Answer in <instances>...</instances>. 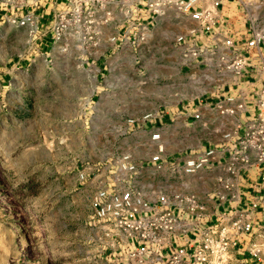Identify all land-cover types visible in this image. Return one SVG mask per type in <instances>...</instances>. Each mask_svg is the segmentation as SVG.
<instances>
[{"label":"rangeland","instance_id":"rangeland-1","mask_svg":"<svg viewBox=\"0 0 264 264\" xmlns=\"http://www.w3.org/2000/svg\"><path fill=\"white\" fill-rule=\"evenodd\" d=\"M42 1L22 0L27 6L17 9L19 1L0 0V264H111L92 216L94 176L123 152L139 163L153 152L148 132L126 128V118L170 112L198 94L173 43L182 28L158 19L139 42L114 16L101 35L119 39L82 47L72 33L54 39L44 28L9 21L11 12L40 13ZM53 15L41 20L43 27ZM99 63L105 69L96 72ZM191 125L188 136L180 125L176 136L163 133L167 154L206 142L209 128ZM83 169L86 181L79 179ZM137 180L149 191H166L174 178L147 168ZM181 180L190 190H209L197 177Z\"/></svg>","mask_w":264,"mask_h":264},{"label":"built area","instance_id":"built-area-1","mask_svg":"<svg viewBox=\"0 0 264 264\" xmlns=\"http://www.w3.org/2000/svg\"><path fill=\"white\" fill-rule=\"evenodd\" d=\"M16 1L17 9L27 6ZM65 1L43 32L54 39L72 33L82 47L99 46L114 16L127 23L123 34L139 42L158 19L176 23L182 28L173 36L178 61L198 91L176 105L179 113L202 126L207 110L238 123L244 116L241 127L222 132L218 141L171 157L163 140L167 123L156 126L165 111L125 119L126 128L148 132L153 152L140 163L123 152L94 176L92 216L107 238L111 264H264V0H234L242 10L237 31L221 17L220 0ZM9 21L31 31L40 27L30 10L11 12ZM147 168L169 171L172 188L149 191L137 180ZM183 177H197L196 184L211 177L214 188L190 190ZM253 177L260 182L244 189ZM79 179H88L86 169Z\"/></svg>","mask_w":264,"mask_h":264},{"label":"crops","instance_id":"crops-1","mask_svg":"<svg viewBox=\"0 0 264 264\" xmlns=\"http://www.w3.org/2000/svg\"><path fill=\"white\" fill-rule=\"evenodd\" d=\"M221 1V17L223 18H227V21L229 22L230 26L232 27L233 31H237V30H241V18H242V10L235 4L234 0H220ZM42 6H45L44 9L41 10L40 13L35 14L34 13V8H32L30 11L32 13H34L37 18H38V23L39 26L41 28H43V22L41 20L43 19H48L50 12H52V15L61 8L66 7V3L67 1L65 0H61L60 2L58 0H43L42 1ZM264 8H262L259 13H263ZM48 12V15H45ZM45 28V27H44ZM108 37L102 38V41L99 45V47H101L103 44L108 43L107 41ZM47 40L45 41V43H43L42 41L40 42L41 46H44V44L46 45ZM43 48V47H41ZM43 54V53H41ZM98 56H100V54H98ZM99 58V57H98ZM46 59V58H45ZM46 61V60H45ZM101 63H99L98 65L96 64V69L97 71L101 72V70L105 69V66H101ZM221 94V93H220ZM180 107L176 106L175 110L172 111H165L164 115L161 118V121L156 123V126H161L163 124L167 123V120H170L169 125L170 130H168L169 134H172V132H174V135H177V130L176 128H174V126L176 125H180V126H185V130H182V135L183 136H188L191 134V131H194V128L192 125H190L185 119L186 117L181 115L179 113ZM240 123L235 122L234 118H230V117H221V116H217L213 111L207 110L204 112L202 119L206 120V124L207 127L209 128V130L205 133L204 138L206 142H201L200 145L196 148H193V150H198L203 148L204 146H206L207 144L211 143V142H216L220 139L221 133L224 131H227L228 129H232L235 126L239 125L240 127L242 126V123L244 122V116H237L236 117ZM191 124H196V123H200V120H195L193 118H190ZM240 130V129H239ZM166 135V133H165ZM179 153V152H177ZM172 154H168V157H171ZM260 179L253 177L247 181H244L243 183V188L244 189H248L251 185L259 183ZM205 185L208 186L209 190L213 189V181L212 178L208 177V180L206 181Z\"/></svg>","mask_w":264,"mask_h":264}]
</instances>
